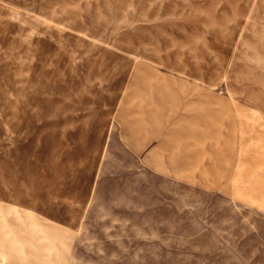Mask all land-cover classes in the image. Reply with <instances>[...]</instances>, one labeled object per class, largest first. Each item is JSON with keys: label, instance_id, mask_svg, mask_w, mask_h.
<instances>
[{"label": "rangeland", "instance_id": "1", "mask_svg": "<svg viewBox=\"0 0 264 264\" xmlns=\"http://www.w3.org/2000/svg\"><path fill=\"white\" fill-rule=\"evenodd\" d=\"M0 264H264V0H0Z\"/></svg>", "mask_w": 264, "mask_h": 264}]
</instances>
